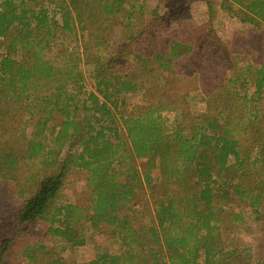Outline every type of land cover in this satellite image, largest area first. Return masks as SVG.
<instances>
[{
    "label": "trees",
    "instance_id": "16d2710c",
    "mask_svg": "<svg viewBox=\"0 0 264 264\" xmlns=\"http://www.w3.org/2000/svg\"><path fill=\"white\" fill-rule=\"evenodd\" d=\"M151 1L0 0V179L20 185L17 225L52 239L25 245L22 264H264L238 232L248 212L264 241V58L247 63L213 31L222 13L264 32V0ZM195 2L210 27L190 41L180 15ZM77 31L80 49L61 41ZM137 92L134 112L124 95ZM74 170L84 202L64 192ZM88 234L118 249L65 257ZM15 236H0V264Z\"/></svg>",
    "mask_w": 264,
    "mask_h": 264
},
{
    "label": "rangeland",
    "instance_id": "374dc122",
    "mask_svg": "<svg viewBox=\"0 0 264 264\" xmlns=\"http://www.w3.org/2000/svg\"><path fill=\"white\" fill-rule=\"evenodd\" d=\"M219 1V0H218ZM156 6V1L150 2V7ZM221 13V19L214 23L213 31L214 36L219 37L222 45L230 50H238L241 54H245V60L247 63H252L264 58V32L256 31L247 23L240 22L235 18H224ZM180 23L183 25L185 31V37L190 41H195L202 33L209 29V20L207 15V6L202 2H195L190 5L180 15ZM81 34L79 31L76 34H66L61 37V41L70 47L79 48L81 46ZM121 32L116 31L114 42H118L121 39ZM243 66V65H242ZM82 68L85 72V77L88 84H91L90 71L92 66L89 64L85 57L83 58ZM209 71V72H208ZM208 79H213L217 76V72L211 68L207 70ZM219 72V71H218ZM184 89L189 93L188 105L192 112L199 113L204 104L202 101V94L198 84L189 83L184 86ZM253 89V87H251ZM140 92L130 93L124 95L127 98L130 106L129 110L134 112L141 108L140 105ZM137 106V108H136ZM136 108V109H134ZM145 159H139L138 164H142ZM37 164L30 161L27 167H20L15 175L23 184L26 182L25 178L30 170L37 171ZM86 174L84 172L74 170L67 177V183L65 188V195L67 199L71 201H86L88 196V187L85 181ZM20 185L16 181L8 180L6 178L0 179V236L8 233H15V243L12 248L11 254L7 260L13 264H22V250L28 243L42 242L46 245L52 244V239L45 236L41 232V228H34L30 226L19 227L16 222V216L18 214L22 198L19 197ZM32 191V187L27 189V193ZM242 224L244 228H241L239 236L242 240L252 244L255 247L258 258H262L264 255V247H262L261 232L257 223L254 221V217L248 212L243 213ZM241 233V234H240ZM118 244L112 238L100 234H88L87 245L76 253L66 251L65 257H73L78 260L93 259L97 253L108 251L113 252L118 249Z\"/></svg>",
    "mask_w": 264,
    "mask_h": 264
}]
</instances>
